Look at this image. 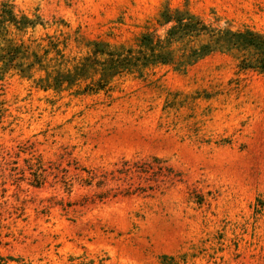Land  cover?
Segmentation results:
<instances>
[{
  "label": "rangeland",
  "instance_id": "1",
  "mask_svg": "<svg viewBox=\"0 0 264 264\" xmlns=\"http://www.w3.org/2000/svg\"><path fill=\"white\" fill-rule=\"evenodd\" d=\"M264 35V0H0L16 40L133 46L161 8ZM42 54L41 49H36ZM215 52L108 93L0 77V264H264V76ZM53 65V63L51 64Z\"/></svg>",
  "mask_w": 264,
  "mask_h": 264
},
{
  "label": "trees",
  "instance_id": "2",
  "mask_svg": "<svg viewBox=\"0 0 264 264\" xmlns=\"http://www.w3.org/2000/svg\"><path fill=\"white\" fill-rule=\"evenodd\" d=\"M36 25L41 24L26 16H17L9 5L1 8L0 77L14 71L20 78L29 80L33 78V71L42 72L44 75L33 80V84L44 92H67L74 96L104 94L125 76L144 79L148 71L160 67L184 71L215 52L237 56V69L241 72L252 71L264 76L263 34L248 28L213 27L189 10L171 9L167 4L156 19V25L164 28L162 36L155 30L145 31L133 46L90 42L86 45L87 55L73 61L70 67L64 57V44L59 48L58 42L48 36L46 47L11 37L12 31L22 35ZM36 49H41L42 54ZM166 260L175 262L173 257L163 256L161 264H166ZM97 264L105 263L101 259Z\"/></svg>",
  "mask_w": 264,
  "mask_h": 264
}]
</instances>
